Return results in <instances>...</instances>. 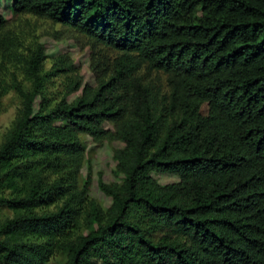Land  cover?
<instances>
[{
  "label": "trees",
  "instance_id": "1",
  "mask_svg": "<svg viewBox=\"0 0 264 264\" xmlns=\"http://www.w3.org/2000/svg\"><path fill=\"white\" fill-rule=\"evenodd\" d=\"M11 7L119 54L71 103L80 80L52 104L43 97L40 49L25 63L30 88L12 84L21 107L0 142V210L11 211L0 264H45L56 251L63 264H264V0ZM142 65L166 74V91L143 80ZM81 134L122 143L121 182L98 181L106 209L87 197L90 175L80 182Z\"/></svg>",
  "mask_w": 264,
  "mask_h": 264
},
{
  "label": "rangeland",
  "instance_id": "2",
  "mask_svg": "<svg viewBox=\"0 0 264 264\" xmlns=\"http://www.w3.org/2000/svg\"><path fill=\"white\" fill-rule=\"evenodd\" d=\"M0 19V86L3 93L0 99V142L21 107V99L12 84L18 80L23 87L30 88L31 82L24 72L25 63L38 49L44 55L42 73L50 71L42 89L43 97L50 104L58 101L76 80H80V87L67 94L66 99L70 103L80 95L83 85L95 88L98 80L109 74L111 61L119 54L115 49L95 42L60 23L28 13L13 15L11 0H0ZM69 66L73 69L55 70ZM140 74L148 84L161 91L167 90V76L163 72L142 65ZM41 96L36 98L35 109ZM105 127L111 128L109 123ZM79 137L84 148L80 182L90 175L87 197L106 209L111 198L100 190L98 181L101 179L115 184L121 182L122 176L115 170L113 151L122 147V143L105 140L97 144L86 134ZM152 176L160 184L178 180L171 174L152 173ZM5 216H11V211L0 210V219ZM64 261L65 253L56 251L45 264H63Z\"/></svg>",
  "mask_w": 264,
  "mask_h": 264
}]
</instances>
